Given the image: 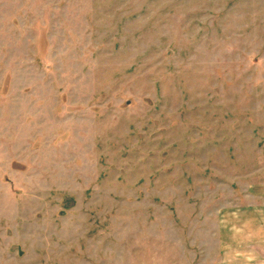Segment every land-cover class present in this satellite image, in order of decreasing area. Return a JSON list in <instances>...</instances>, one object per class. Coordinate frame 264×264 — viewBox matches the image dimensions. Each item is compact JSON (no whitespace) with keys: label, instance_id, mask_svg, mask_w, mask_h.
I'll use <instances>...</instances> for the list:
<instances>
[{"label":"rangeland","instance_id":"1","mask_svg":"<svg viewBox=\"0 0 264 264\" xmlns=\"http://www.w3.org/2000/svg\"><path fill=\"white\" fill-rule=\"evenodd\" d=\"M0 264H264V0H0Z\"/></svg>","mask_w":264,"mask_h":264}]
</instances>
